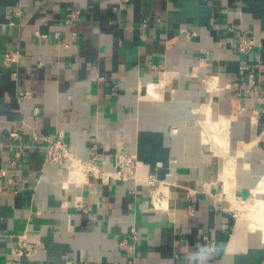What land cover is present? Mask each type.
<instances>
[{
  "label": "crops",
  "instance_id": "1",
  "mask_svg": "<svg viewBox=\"0 0 264 264\" xmlns=\"http://www.w3.org/2000/svg\"><path fill=\"white\" fill-rule=\"evenodd\" d=\"M247 64L261 96L244 92ZM206 109L227 123L226 158L204 146ZM61 133L80 159L97 146L104 170L136 155L137 179L70 182L45 160ZM151 175L167 212L151 207ZM263 178L264 0H0V264L25 232L41 249L22 264H264L263 232L234 214Z\"/></svg>",
  "mask_w": 264,
  "mask_h": 264
},
{
  "label": "built area",
  "instance_id": "2",
  "mask_svg": "<svg viewBox=\"0 0 264 264\" xmlns=\"http://www.w3.org/2000/svg\"><path fill=\"white\" fill-rule=\"evenodd\" d=\"M79 18L80 12L72 11L68 22L72 23ZM193 35H195V33H193ZM57 36L59 37L61 34L59 33ZM257 42L258 40L254 35H244L238 43V51L242 54H250L255 49ZM21 59L22 54L20 51L11 50L4 55L3 65L8 69H12L18 67ZM240 69L245 71L246 74L244 92L249 95L261 96V79L256 67L247 64L242 65ZM15 75H17L16 72ZM13 137H16V134H13ZM46 143V162L56 165L59 169H66L67 176L68 167L77 162L83 168V172L87 177L81 184L90 183L91 179H94L95 182L100 185L108 183L111 180H136L138 172L142 167V164L136 155L121 151L116 154L114 169L110 171L104 170L99 163L97 146L93 147L92 155L88 160L80 159L68 144L66 135L63 133L60 134L59 139H48ZM11 183L15 184L14 181H11ZM147 185L151 188L150 202L152 209L166 212L169 211L168 185L164 182H160L152 175L148 177ZM191 201H193V198ZM76 206L79 207L78 201L76 202ZM190 212L192 213L193 211ZM138 236L139 233L133 229L130 236L132 243L127 242V240H123L122 242V245L128 248L131 257L130 263H134V256L136 253L135 242L138 241ZM40 249L41 245L39 242L31 240L27 232L22 233L17 236V245L12 251L13 259L11 262L12 264H22V260L25 257L29 258L36 256Z\"/></svg>",
  "mask_w": 264,
  "mask_h": 264
},
{
  "label": "bare ground",
  "instance_id": "3",
  "mask_svg": "<svg viewBox=\"0 0 264 264\" xmlns=\"http://www.w3.org/2000/svg\"><path fill=\"white\" fill-rule=\"evenodd\" d=\"M151 89H152L151 92L156 95V93H155L156 91L153 88H151ZM203 114L205 116L204 121H203V127H204L203 143H204L205 148L212 151L215 155H217L219 157L228 156L229 155L228 151H229L230 147H228L229 145L227 143V127H226L227 123L225 125V124H219V123L212 121L210 118V114L207 111V109L203 111ZM214 138H215V141H214ZM210 139H213V141H210ZM243 153H244V151L243 152L241 151L239 154H243ZM235 160L236 159L234 158V160L231 163L236 164L237 160L236 161ZM230 166L232 167V165H230ZM236 166H237V164H236ZM244 166H247V165H244ZM238 167H240V166H238ZM227 169H225V170H227ZM233 172H234V170H233ZM70 174H71V176H70ZM68 176L70 178L69 181L74 183V184L75 183L81 184L87 178L85 173L83 172V168L77 162L71 164L68 167ZM224 176H226V175H224ZM233 177L234 176H232V178ZM226 178H228V177H226ZM232 178H230V179H232ZM230 179L228 178V182H230L232 184V181H229ZM228 182H226V183H228ZM226 183H225V185H226ZM67 185H68V183L66 184V186ZM226 187H227V185H226ZM225 191L227 193L226 189H225ZM225 191H224V193H225ZM231 193H234V192L231 191L230 194ZM254 193H255V196L253 198V202L249 203L247 208L241 209L237 224L239 223V225L241 227V226L249 225V224H251L250 222H252L253 223L252 225L255 227V230H258V229L261 230L263 232V235H264V178L259 183V187L257 188V191ZM228 195H229V191H228ZM228 195L225 197H228L230 199L231 195L230 196H228ZM233 196H231V197H233ZM233 199H234V197H233ZM252 220H256V222L252 221ZM257 222H258V224H257ZM252 225H250V227H253ZM237 237L238 236H236V239L239 240L241 236L238 238ZM240 241H242V239H240ZM234 242H236V241H234ZM238 243L239 242H237V244ZM234 244H236V243H234Z\"/></svg>",
  "mask_w": 264,
  "mask_h": 264
},
{
  "label": "rangeland",
  "instance_id": "4",
  "mask_svg": "<svg viewBox=\"0 0 264 264\" xmlns=\"http://www.w3.org/2000/svg\"><path fill=\"white\" fill-rule=\"evenodd\" d=\"M226 157V156H225ZM237 200H238V202H239V204H240V206H239V210H234V214H235V216H236V218L235 219H237V217L239 218V216H240V212H241V209H245V208H247L248 207V205H249V203H252L253 202V200H252V198H247V199H240V198H237ZM252 221H255L256 222V220H252ZM251 224H249L248 226L250 227V225H252L253 223L252 222H250ZM257 224H258V222H257ZM256 225V224H255ZM253 226V225H252ZM251 228V229H250ZM250 228H245L244 230L245 231H252V230H255V227L253 226V227H250ZM259 230V229H258Z\"/></svg>",
  "mask_w": 264,
  "mask_h": 264
},
{
  "label": "clouds",
  "instance_id": "5",
  "mask_svg": "<svg viewBox=\"0 0 264 264\" xmlns=\"http://www.w3.org/2000/svg\"><path fill=\"white\" fill-rule=\"evenodd\" d=\"M208 251H210V249Z\"/></svg>",
  "mask_w": 264,
  "mask_h": 264
}]
</instances>
